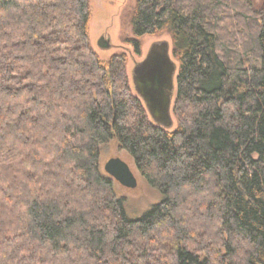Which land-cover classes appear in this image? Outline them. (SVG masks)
Returning <instances> with one entry per match:
<instances>
[{"label":"trees","instance_id":"16d2710c","mask_svg":"<svg viewBox=\"0 0 264 264\" xmlns=\"http://www.w3.org/2000/svg\"><path fill=\"white\" fill-rule=\"evenodd\" d=\"M90 20L89 0H0V264H264V7L135 1V52L171 38L173 131ZM108 144L162 197L138 219L99 172Z\"/></svg>","mask_w":264,"mask_h":264},{"label":"rangeland","instance_id":"374dc122","mask_svg":"<svg viewBox=\"0 0 264 264\" xmlns=\"http://www.w3.org/2000/svg\"><path fill=\"white\" fill-rule=\"evenodd\" d=\"M136 0H89L91 20L89 25L90 45L102 62H107L113 55L125 56V71L131 93L134 95L131 86V74L136 66L147 54L150 47L154 44L166 42L169 46L171 61L175 65V79L177 77L178 64L172 58L171 38L167 33L144 36L138 40V54L130 44L133 38L130 28V14L134 8ZM255 11H261L264 7V0H249ZM107 43V47H100L99 41ZM175 82V81H174ZM176 88V83H175ZM176 91V89H175ZM174 101V100H173ZM173 126L169 129H175V120L173 115ZM111 158H120L133 172L137 186L135 189H126L117 183L113 190L117 199L123 201V207L126 215L130 219H138L146 213L152 206L160 203L162 197L160 193L152 189L140 176L134 167L132 159L115 144H108L100 148L99 172L105 176L104 164Z\"/></svg>","mask_w":264,"mask_h":264},{"label":"water","instance_id":"95a60500","mask_svg":"<svg viewBox=\"0 0 264 264\" xmlns=\"http://www.w3.org/2000/svg\"><path fill=\"white\" fill-rule=\"evenodd\" d=\"M99 46L104 48L108 45L101 39ZM161 47L163 49L162 57L157 58L156 52L154 58L149 57L151 63L145 69L148 76L147 81L143 77H133V85L136 93L146 103L156 125L159 124L165 129H170L173 124L167 111L166 114H157V110L160 109L162 102H165V106L168 108V100L174 87L175 65L168 55L169 46L167 43H164ZM103 170L118 185L131 190L136 188L137 180L133 172L120 158L109 159L104 164Z\"/></svg>","mask_w":264,"mask_h":264},{"label":"flooded vegetation","instance_id":"af4514ba","mask_svg":"<svg viewBox=\"0 0 264 264\" xmlns=\"http://www.w3.org/2000/svg\"><path fill=\"white\" fill-rule=\"evenodd\" d=\"M102 40H104L102 38ZM166 43V42H161V43H158V44H154L150 47V49L148 50L147 54L145 55V58L138 64H136V66L134 67L133 71H132V74H131V86H132V89H133V92H134V96L138 99V101L141 103L148 119L154 124L156 125V123L152 120V117H151V113L149 112V109L146 105V103L144 102V100L136 93L135 91V87L133 85V77L134 78H142L145 79L147 81V74H146V67L150 62L149 60V57H152L154 58L155 56V52H156V57L157 58H160L162 57L163 55V49H162V45ZM168 55L170 56L169 54V50H168ZM173 81L174 82V87H173V91H172V94L170 95V98H169V103H168V108L167 106H165V102H162L161 104V107L160 109L157 110V114H166L165 112L167 111V114L169 116V118L171 119L172 121V106H173V100L175 99V94H176V91H175V83H176V79L175 77L173 78ZM165 107H166V110H165ZM173 124V122H172ZM156 126H160L159 124H157ZM172 126V125H171ZM162 127V126H160ZM163 128V127H162Z\"/></svg>","mask_w":264,"mask_h":264}]
</instances>
